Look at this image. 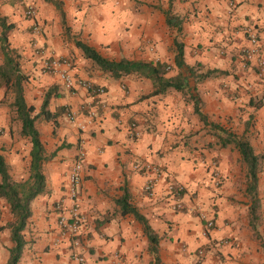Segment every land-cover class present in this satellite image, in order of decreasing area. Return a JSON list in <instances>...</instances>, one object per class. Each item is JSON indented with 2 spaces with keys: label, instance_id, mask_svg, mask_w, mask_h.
<instances>
[{
  "label": "crops",
  "instance_id": "1",
  "mask_svg": "<svg viewBox=\"0 0 264 264\" xmlns=\"http://www.w3.org/2000/svg\"><path fill=\"white\" fill-rule=\"evenodd\" d=\"M59 1L65 25L46 0H0V15L14 24L8 35L10 47L21 54L22 71L31 80L24 86L26 102L32 106L37 102L39 111L44 93L52 87L48 109L60 112L56 123L44 120L37 126L45 152L55 155L43 164L46 188L31 201L27 245L18 264H152L142 225L132 214H122L117 204L124 189L130 203L161 237L162 264H264V105L256 109L257 119L246 131L260 156L261 216L255 234L249 225L250 202L239 193L246 187L238 179L240 154L231 144L220 146L215 130L194 112L189 93L171 88L149 95L153 90L149 78L114 77L85 58L74 44L80 39L113 60L166 62L171 66L167 76H172L177 73L173 64L176 32L166 24L165 12L170 8L181 19L178 39L183 42L186 63H200L201 70L229 71L198 80L191 89L208 121L223 125L241 105V99L230 100L228 91L241 95L258 84L254 70L246 67L255 57L244 62L241 49L249 47L245 34L249 27L255 28L264 44V0ZM29 2L36 7L38 24V31L31 34L28 28L33 21L22 15V7ZM30 37L35 43L29 42ZM50 56L69 58V72L76 80L102 86L105 92L92 96L80 85L69 91L56 70L41 74ZM27 87H33V92ZM69 112L79 114L72 118ZM131 123L134 127L129 128ZM245 127L235 133L241 134ZM11 129L7 108L0 107L1 153L2 145L16 141V133L7 135ZM78 152L84 154L78 192L84 222L81 244L72 248L59 234L55 204L66 196L68 172ZM25 154L20 150L14 157L18 169L20 163H29L28 151ZM172 184L182 185L183 190L172 193ZM12 218L8 204L0 198V226ZM209 218L214 225L206 230ZM11 246L9 229H0V264L7 261ZM198 248L204 249L202 262L197 260ZM74 251L81 256L80 263Z\"/></svg>",
  "mask_w": 264,
  "mask_h": 264
},
{
  "label": "trees",
  "instance_id": "2",
  "mask_svg": "<svg viewBox=\"0 0 264 264\" xmlns=\"http://www.w3.org/2000/svg\"><path fill=\"white\" fill-rule=\"evenodd\" d=\"M46 1L55 6L62 24L65 25V13L61 2L59 0ZM165 13L167 26L176 32L174 37L175 54L173 64L177 73L172 76H167V72L170 71L171 66L166 62L131 60L125 57L113 60L102 56L94 47L80 39H75L74 44L82 51L85 58L90 59L99 69L114 77L135 74L140 77L149 78L153 83V90L149 95L164 93L171 88L189 93L190 98L194 100V112L201 121L209 125L212 130H215L214 133L220 146L225 147L231 144L240 154V161L244 166L247 180L245 194L249 197L250 202L248 208L249 225L255 231V234H257L256 221L259 218L258 210L260 207L258 196L260 156L255 153L246 135L249 122L248 120L246 121L245 130L241 134H236L223 125L209 122L208 117L201 111L200 98L191 92V89L194 88L198 80L205 79L215 73L228 75L229 71L216 69L201 70L200 63H196L193 66L187 64L184 58L183 42L178 39V34L181 31V19L170 8ZM13 27L14 24L9 22L6 16L0 15V87L3 89L4 96L9 94L12 96L10 105L20 124L19 134L28 138L31 143L29 153L30 176L21 182L12 181L0 147V198H3L8 204L9 211L13 216L12 220L0 226V229H9L12 241V246L9 248V257L4 264H18L20 260L22 251L27 245L25 230L32 214L31 201L46 188L43 164L55 155L54 152L50 154L45 152L36 121L45 120L56 123L57 116L60 113L57 112L58 109L55 112L48 109L52 96V87L44 93L39 111L34 113L33 106L26 102L24 86L28 75L22 71L21 54L16 48L10 47L8 40V35ZM117 204L120 206L122 214H132L134 219L142 225L143 232L148 240V251L153 257L152 264H162L159 256L161 237L151 228L144 215L130 203L129 194L126 189H124L123 195L117 199Z\"/></svg>",
  "mask_w": 264,
  "mask_h": 264
},
{
  "label": "built area",
  "instance_id": "3",
  "mask_svg": "<svg viewBox=\"0 0 264 264\" xmlns=\"http://www.w3.org/2000/svg\"><path fill=\"white\" fill-rule=\"evenodd\" d=\"M26 11L25 14L32 20V25L34 26L35 31H38V24L36 19V9L34 4L26 3L25 5ZM245 34L247 35V39L249 41V47H243L241 49L243 56L245 59H252V57L258 58L264 54V44L259 41L257 32L255 28H247L245 30ZM259 60V65H263L264 61ZM44 66L51 70H56L59 74V77L62 81L64 87L71 91L75 88L76 85H80L85 88L90 95L99 96L105 92L104 87L94 85L93 83L87 80H76L69 72L70 61L67 58H58L54 56H50L46 58L44 61ZM68 117H76L77 114H71L70 112L67 114ZM134 127V124L131 123L129 128ZM83 160L84 154L83 152H78L74 157L72 164L70 166L68 177H67V185H66V196L63 199H60L56 204L55 208L58 211V230L59 234L62 238H65L70 247L78 248L81 244V227L84 222V218L80 212V204H79V187L81 182V173L83 169ZM145 190H151V183H147L145 185ZM170 190L172 193H178L183 190L182 185L172 184L170 186ZM176 207H181V203L177 202ZM214 225V221L212 218L205 220V228L206 230L212 228ZM207 233L205 232V235ZM73 257L74 259L80 263L82 261L81 256L74 251ZM197 260L200 261L204 256L203 248L197 249Z\"/></svg>",
  "mask_w": 264,
  "mask_h": 264
},
{
  "label": "rangeland",
  "instance_id": "4",
  "mask_svg": "<svg viewBox=\"0 0 264 264\" xmlns=\"http://www.w3.org/2000/svg\"><path fill=\"white\" fill-rule=\"evenodd\" d=\"M36 9V7H35ZM26 11V7L23 6L22 7V15H24L25 18L29 19V17L26 16L25 14ZM37 12V10H36ZM35 31L34 26L31 24V27L28 28V33L31 34ZM12 30L9 33V37H11L12 35ZM30 43H35V39L30 37L29 39ZM242 53V51H241ZM243 56V53H242ZM263 60L264 61V54L261 55V57L259 56L258 58H256V60L251 63L252 65H246V67H248V69L254 70V73L256 74L257 77V81L258 84L256 86V88L254 90L252 89H248L245 88V90L241 93V95L237 94V92L235 91H231L230 89V93L228 91V97L230 98L231 101H233L234 99H241V105H239V107L237 108L239 110L238 113L230 115L228 118H225L223 121V125H225L227 128H229L231 131L233 132H238L241 128L242 125L246 124V121L248 120V122L251 124L255 119H257V114H256V109L259 108L260 106L264 105V63L263 65H259V60ZM67 60L70 61L69 58H67ZM1 61V60H0ZM243 61L244 62H248L250 63L251 60L249 59H245V56H243ZM44 70V71H43ZM41 74L44 73H51L52 70L48 69L47 67H43L41 68ZM32 74H29V77H31ZM35 79V77H34ZM36 79H40V75L36 78ZM27 84H31V80L26 82ZM28 88V87H27ZM228 90L229 87L227 86ZM30 92H33V87L28 88ZM42 92L44 93V89L42 90ZM232 92V93H231ZM42 93V94H43ZM32 94V93H31ZM11 102H12V96L9 94L7 96L1 95L0 96V107H6L7 108V118H9V124L10 127L12 128L7 135H13L14 134L16 137V141H13L11 144L6 143L4 145H2V151L4 153V158L5 161L7 160L8 163L7 167H8V172L9 169L10 171L13 172L15 178H13V176H11L10 172V177L11 180L14 182H21L25 179H27L30 176V170H29V165H30V148H31V143L29 141L28 138H25L23 136H21L19 134V128L17 126H20L19 121L16 119L15 117V112L14 110L11 108ZM36 106H37V102H36ZM35 105H33V110L34 113L37 112V108ZM79 114V113H77ZM250 117V119H248ZM45 124L44 120H37L36 121V126L40 127V125ZM3 132L0 131V135H2ZM20 150L25 151L27 155V151H28V155H29V163H26L24 166H22L23 163H20V168L18 169L17 167V163H15L14 161V157H16V154L20 152ZM2 153V154H3ZM51 153V152H50ZM48 153V154H50ZM19 162V161H17ZM238 164H239V181L241 184H245L247 183L246 180V176H245V169L243 164L241 163L240 159L238 160ZM263 185H264V179H263ZM243 188V186H242ZM245 190V189H244ZM243 189H239V193H243V197L244 199H246V202H249V197L244 193ZM264 191V190H262ZM258 194H259V189H258ZM261 207V205H260ZM260 207H259V215L260 214ZM264 212V211H263ZM256 223H259V221H257ZM204 250V249H203ZM205 254V253H204ZM204 259V256L202 257V259L199 262H202Z\"/></svg>",
  "mask_w": 264,
  "mask_h": 264
}]
</instances>
